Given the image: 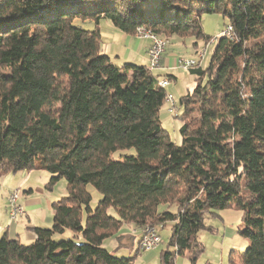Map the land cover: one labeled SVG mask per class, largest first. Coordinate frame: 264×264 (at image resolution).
Masks as SVG:
<instances>
[{
  "label": "trees",
  "instance_id": "16d2710c",
  "mask_svg": "<svg viewBox=\"0 0 264 264\" xmlns=\"http://www.w3.org/2000/svg\"><path fill=\"white\" fill-rule=\"evenodd\" d=\"M218 11L232 34L191 68L177 144L159 116L166 86L150 65L104 53L101 24L210 40L202 16ZM34 168L50 184L64 178L69 196L53 202L51 227L29 229L30 243L5 232L0 264H133L105 240L124 224L168 222L174 251L161 264L185 254L196 264L206 217L230 208L248 241L232 261L264 264V0H0V169Z\"/></svg>",
  "mask_w": 264,
  "mask_h": 264
},
{
  "label": "rangeland",
  "instance_id": "374dc122",
  "mask_svg": "<svg viewBox=\"0 0 264 264\" xmlns=\"http://www.w3.org/2000/svg\"><path fill=\"white\" fill-rule=\"evenodd\" d=\"M202 24L205 33L212 36L210 40L196 39L193 35H169L164 32L157 35L150 28L142 25L145 27L146 33L151 31L166 41V50L161 55L158 62H155L157 68L156 70H152L153 75L161 82L164 81L163 78L165 76L160 73L158 69L164 65L163 61L166 53H169L168 56H171L170 58L173 60L177 58L173 71L178 75L179 73H184L183 76L176 77L177 79H172V77L169 78V83L166 87L164 86L169 95L167 100L163 103L159 113L163 128L177 144H180L182 141L180 127L183 124V109L180 105V99L188 91L193 90L195 80L198 77L191 73V68L186 69L181 67L178 63V59L180 57L192 59L198 63V65L195 66H207L216 46L215 41L218 37H221L223 35L222 32L227 30L230 26L228 18L224 17L222 11L203 14ZM91 26L90 24H86L85 27L91 28ZM108 26H111V32L116 29L110 21H103L101 24L102 30L104 31H107ZM122 33L126 34L125 32ZM126 35V41L124 42L123 40L115 39L111 34L103 35V41L105 40V42L119 45L120 58L124 57L127 50L126 45L132 48L136 53L141 54L145 52L146 44H151V40L146 37H141L137 33V30L132 33L133 37H130L128 34ZM124 44L125 46H123ZM150 44L148 48H150ZM201 54H204V57H202ZM110 55L116 64L123 65L122 60H119L115 53L112 52ZM147 58V64L152 65L149 55ZM191 104H193V102H191ZM196 114L197 112L194 113V116H196ZM117 153L118 154L115 155L121 157V155L134 154L135 150L132 148L121 150ZM50 177L51 175L47 171L39 168L18 172L0 169V232L4 228L7 230L8 227L12 226V222L16 221L19 223L17 224L18 233L21 234L18 239L21 240L22 243L27 244L29 242L25 238V232L27 231L26 226L30 221L33 224H49V227H51L54 215L53 202L69 196V190L67 188V181L64 178L59 179L55 184H50ZM29 189H33V192L28 193L27 191ZM87 189L93 196L91 205L95 208L98 204L100 194L92 184H87ZM12 202L20 203L25 211L28 212L29 216H24V219H21L23 217H19L13 221L10 215L14 211L12 210ZM174 208L173 206L172 209ZM109 212L110 214H115L113 208H110ZM223 212L226 216L210 217L208 215L206 217V224L212 226L213 230L205 229L199 233V239L204 246V251L200 254L196 264H235L231 259L232 251L235 250L237 253L245 251L248 241L238 232L242 227L241 212L236 208L226 209ZM172 227L173 223L171 222L166 223L164 226H159V234L161 237L158 243L160 244L157 243L158 247H154L155 249L152 248L147 250V247L139 249V233H143L145 229L138 230V232L131 224H124L121 229L116 232L117 235L115 236L117 237L107 238L103 247L118 257L134 256L137 254L138 260L135 258L133 264H161V251H174V247L169 245ZM74 234L75 233H72L70 237L75 236ZM78 241H82V238H79ZM149 253L156 254V257L151 258V254ZM188 256L189 254L177 256L175 264H190Z\"/></svg>",
  "mask_w": 264,
  "mask_h": 264
},
{
  "label": "crops",
  "instance_id": "0c3cea01",
  "mask_svg": "<svg viewBox=\"0 0 264 264\" xmlns=\"http://www.w3.org/2000/svg\"><path fill=\"white\" fill-rule=\"evenodd\" d=\"M115 28V27H114ZM109 29V30H108ZM104 32H105V34H104ZM107 34H111V35H113L114 36V38L115 39H120V40H123V42L124 41H126V34H123L118 28H116L115 30H113V32H111V26H108L107 27V31H104V30H102V35H107ZM130 37L132 36L133 37V35L132 34H128ZM135 38V37H134ZM137 39V38H136ZM118 41V40H117ZM126 43V42H125ZM150 43H148V44H146V47H145V52L144 53H136L132 48H130L128 45H126V48H127V50H126V52H125V54H124V57H121L120 58V53H119V51H120V48L118 47L119 45H115V44H113V43H111V42H105V40L102 42V51L104 52V53H107V54H109L110 55V53H115L117 56V58L119 59V60H122V62H123V64L124 63H126V62H131V63H136V64H141V65H143V64H147V61H148V45H149ZM123 46H125V44L123 45ZM169 54V53H168ZM168 54L166 53V56L164 57V61H163V63H164V65H163V67H160L159 69H158V71L160 72V73H162V74H164V80L167 78V75H170L169 76V78L170 77H172V79L173 78H178L179 76H183L184 75V73H179V75L176 73V72H174L173 70H174V67H175V63H176V59L177 58H175L174 60L173 59H171L170 57L171 56H168ZM111 56V55H110ZM129 60H131V61H129ZM118 63H120V62H118ZM176 78V79H177ZM164 82V81H163ZM33 189H29L27 192L28 193H31V192H33L32 191ZM101 198V196L99 195V199ZM240 215V214H239ZM24 216H29L28 215V212H26L25 211V215ZM24 216H22L23 218H21V219H24ZM222 216H226V214L224 213V212H222ZM224 221V220H223ZM17 224H19L18 222H16V221H14V222H12V226L11 227H8L7 228V230H6V228H4L1 232H0V237L5 233V232H8V235L10 236V237H13V238H18L19 236H21V234L20 233H18V229H17ZM50 225L49 224H39V223H32L31 221L29 222V224H27V226H26V228H27V231L25 232V238L28 240V242L30 243L31 241H33V239L36 237V235L32 232V231H30L29 229H31V228H33V227H49ZM6 230V231H5ZM138 231V230H137ZM139 232V231H138ZM140 234V237H139V240H138V246H139V242H140V239H141V237H142V232L141 233H139ZM115 238L117 237V236H114ZM22 242V241H21ZM140 249V248H139ZM149 254H151V258H155L156 257V254H152V253H149ZM142 257V256H141ZM140 257V258H141ZM138 258V255L136 254V259ZM138 260V259H137ZM140 263V262H139Z\"/></svg>",
  "mask_w": 264,
  "mask_h": 264
},
{
  "label": "built area",
  "instance_id": "2783aa9c",
  "mask_svg": "<svg viewBox=\"0 0 264 264\" xmlns=\"http://www.w3.org/2000/svg\"><path fill=\"white\" fill-rule=\"evenodd\" d=\"M138 29H145V28H138ZM222 33L232 34V26L230 25L228 29L224 30ZM165 47H166V41L162 37H159L156 34H154V41H151L150 48H148V55L151 59L150 62L154 65V67H156L155 62H158L159 58L166 50ZM201 56L204 57V54H201ZM178 63L181 67H184L186 69L189 68V65H198L197 62H191V59H186L183 57H180L178 59ZM168 83H169V78H168ZM12 207H13L12 210L14 211L10 215L13 221L25 215V209L20 203L12 202ZM158 236H159L158 227L154 226V228H150V230H144L139 242L140 249H142L143 247H147L146 248L147 250H150L154 247L157 248Z\"/></svg>",
  "mask_w": 264,
  "mask_h": 264
},
{
  "label": "bare ground",
  "instance_id": "6f19581e",
  "mask_svg": "<svg viewBox=\"0 0 264 264\" xmlns=\"http://www.w3.org/2000/svg\"><path fill=\"white\" fill-rule=\"evenodd\" d=\"M138 28H145V27H143V26H139ZM137 28V33L141 36V37H146V38H148V39H150L151 41H154V34L152 33V32H150V31H148L147 33H146V31H145V29H138ZM138 35V36H139ZM223 35H225V36H230L231 35V33H223ZM137 36V37H138ZM142 39H145V38H142ZM147 39V40H148ZM205 53V52H204ZM191 62H195V60H192L191 59ZM193 67H195V65H189V68H193ZM150 68H151V70H156V67H154V65L152 64V65H150ZM168 84V79H165L164 80V82H163V85L164 86H166ZM150 228V227H149ZM153 228V227H152ZM148 230H150V229H148ZM160 234H159V236H158V241H159V239H160ZM158 244H160V243H158Z\"/></svg>",
  "mask_w": 264,
  "mask_h": 264
}]
</instances>
